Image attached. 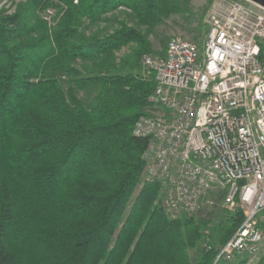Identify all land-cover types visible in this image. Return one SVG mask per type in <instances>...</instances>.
Returning a JSON list of instances; mask_svg holds the SVG:
<instances>
[{
  "label": "trees",
  "instance_id": "1",
  "mask_svg": "<svg viewBox=\"0 0 264 264\" xmlns=\"http://www.w3.org/2000/svg\"><path fill=\"white\" fill-rule=\"evenodd\" d=\"M50 6L55 23L39 13ZM120 6L150 32L180 3L21 0L14 12L0 9V264H247L218 258L242 209L212 223L207 248L208 221L169 219L161 185L145 181L148 139L133 127L155 86L154 73L141 74L148 32L127 21L103 37L83 28Z\"/></svg>",
  "mask_w": 264,
  "mask_h": 264
},
{
  "label": "built area",
  "instance_id": "2",
  "mask_svg": "<svg viewBox=\"0 0 264 264\" xmlns=\"http://www.w3.org/2000/svg\"><path fill=\"white\" fill-rule=\"evenodd\" d=\"M208 22L202 46L174 36L144 56L155 86L133 133L148 139L144 178L161 185L165 213L195 216L222 197L244 219L218 258L251 257L264 244V5L215 0Z\"/></svg>",
  "mask_w": 264,
  "mask_h": 264
},
{
  "label": "rangeland",
  "instance_id": "3",
  "mask_svg": "<svg viewBox=\"0 0 264 264\" xmlns=\"http://www.w3.org/2000/svg\"><path fill=\"white\" fill-rule=\"evenodd\" d=\"M21 0H0V9H5L7 13L14 12L18 8V4ZM23 1V0H22ZM180 3L179 9L172 11L171 14L166 17L160 24L148 32V28L145 25H139L136 23L135 18L132 15V11L130 8L125 6H120L117 9L103 14L101 19L94 22L89 23L86 20V24L83 26L86 35L88 36H97L103 37L116 28L120 26V23L127 21L130 24L136 25L141 28L144 32H148V38L150 40L152 51L145 53L141 58L142 65V75L147 76L148 72L143 63V58L146 54H164L166 51V46L168 41L174 36H181L193 39L198 43H203V40L206 36V33L210 27L208 22V13L213 6L215 0H178ZM48 8L54 9V15L51 23H55L56 19V11L57 8L55 6H50ZM45 9V8H44ZM43 8L39 9V13L42 14ZM47 9V8H46ZM42 16V15H41ZM203 16V20L202 19ZM55 19V20H54ZM208 25V26H207ZM208 27V29H207ZM207 31L205 32V30ZM132 44L124 45L120 49H118L115 53V61L117 63L121 62V58L126 56L131 49ZM85 62L79 61L78 66H83ZM136 70V69H135ZM80 95L83 98L90 99L88 94L85 91L81 90ZM213 202L207 204L203 210H201L197 215L198 218H203L208 221V227L205 229V234L207 236V240L203 243L205 247H207V243H210V234L206 233V230H210V226L213 222L220 220L226 214V211L236 210L240 207H229L223 204L222 197L213 196ZM242 209V208H240ZM243 211V209H242ZM244 214V213H243ZM165 215L169 219L170 218L166 213ZM264 225V224H263ZM208 248V247H207ZM198 249L192 251V253H196ZM264 255V244L261 251L255 256H246L248 258L247 264H257L258 260ZM194 256V255H193ZM244 256V255H243ZM227 260H232L230 258H225Z\"/></svg>",
  "mask_w": 264,
  "mask_h": 264
},
{
  "label": "water",
  "instance_id": "4",
  "mask_svg": "<svg viewBox=\"0 0 264 264\" xmlns=\"http://www.w3.org/2000/svg\"><path fill=\"white\" fill-rule=\"evenodd\" d=\"M253 1H255V2H257V3H260V4L264 5V0H253Z\"/></svg>",
  "mask_w": 264,
  "mask_h": 264
}]
</instances>
